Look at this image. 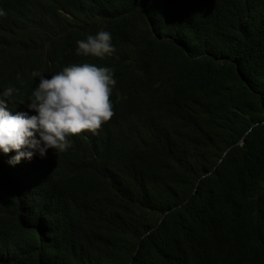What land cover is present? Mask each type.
Here are the masks:
<instances>
[{
  "label": "trees",
  "instance_id": "1",
  "mask_svg": "<svg viewBox=\"0 0 264 264\" xmlns=\"http://www.w3.org/2000/svg\"><path fill=\"white\" fill-rule=\"evenodd\" d=\"M4 2L23 53L117 83L95 134L0 159V264H264V0Z\"/></svg>",
  "mask_w": 264,
  "mask_h": 264
},
{
  "label": "clouds",
  "instance_id": "2",
  "mask_svg": "<svg viewBox=\"0 0 264 264\" xmlns=\"http://www.w3.org/2000/svg\"><path fill=\"white\" fill-rule=\"evenodd\" d=\"M14 6L0 0V159L9 154V165L30 166L49 149L58 155L78 135L102 129L114 115L110 97L117 81L107 66L80 63L59 70L50 62L47 46L23 53L19 48L27 41L22 43L23 35L16 33L29 16ZM14 15L18 21L12 23ZM115 51L104 28L76 41L79 58H104Z\"/></svg>",
  "mask_w": 264,
  "mask_h": 264
},
{
  "label": "water",
  "instance_id": "3",
  "mask_svg": "<svg viewBox=\"0 0 264 264\" xmlns=\"http://www.w3.org/2000/svg\"><path fill=\"white\" fill-rule=\"evenodd\" d=\"M241 144H243V142H241Z\"/></svg>",
  "mask_w": 264,
  "mask_h": 264
}]
</instances>
